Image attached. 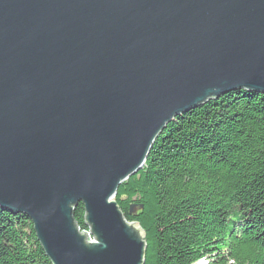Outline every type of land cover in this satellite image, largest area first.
<instances>
[{"label": "water", "instance_id": "obj_1", "mask_svg": "<svg viewBox=\"0 0 264 264\" xmlns=\"http://www.w3.org/2000/svg\"><path fill=\"white\" fill-rule=\"evenodd\" d=\"M238 89L264 93V0H0V207L53 264H144L120 184L175 117Z\"/></svg>", "mask_w": 264, "mask_h": 264}, {"label": "trees", "instance_id": "obj_2", "mask_svg": "<svg viewBox=\"0 0 264 264\" xmlns=\"http://www.w3.org/2000/svg\"><path fill=\"white\" fill-rule=\"evenodd\" d=\"M138 175L148 196L130 214L120 198ZM118 193L146 232L144 264L149 253L151 264H264V93L229 91L175 117ZM74 217L86 230L82 202ZM0 264H53L30 218L2 207Z\"/></svg>", "mask_w": 264, "mask_h": 264}, {"label": "rangeland", "instance_id": "obj_3", "mask_svg": "<svg viewBox=\"0 0 264 264\" xmlns=\"http://www.w3.org/2000/svg\"><path fill=\"white\" fill-rule=\"evenodd\" d=\"M140 171V170H139ZM138 171V172H139ZM137 172V173H138ZM129 179V178H128ZM127 179V180H128ZM133 184H134V186H133V190H131L130 192H128L127 191V189L126 188H124L123 190H122V196H121V198H120V201L122 202V204L124 205V206H129V205H132V204H141V203H143V202H139L140 201V199H141V201H143L144 200V198L146 197V196H148V193L147 192H145V190H144V182H143V178H142V176L141 175H138L133 181ZM121 185V184H120ZM128 192V193H127ZM121 193V192H120ZM120 193H118V195L116 194V196H115V198H119V195H120ZM144 204V203H143ZM138 210H140V209H138ZM142 210H143V208H142ZM145 211L147 212V214L145 215V220L146 219H152V211H151V209H150V207H148V206H146V209H145ZM151 219L150 220H148V221H144V225L148 228V230H150V228H151V226H150V222H151ZM137 222V221H136ZM151 260H152V256L150 255V253L148 254V262H149V264H151ZM206 259H202V260H200V261H198V262H196V263H194V264H206Z\"/></svg>", "mask_w": 264, "mask_h": 264}]
</instances>
